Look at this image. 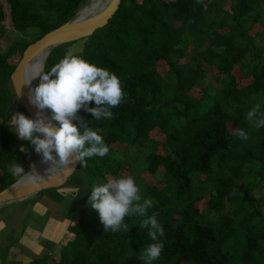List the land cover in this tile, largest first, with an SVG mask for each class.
Returning a JSON list of instances; mask_svg holds the SVG:
<instances>
[{"label":"trees","instance_id":"1","mask_svg":"<svg viewBox=\"0 0 264 264\" xmlns=\"http://www.w3.org/2000/svg\"><path fill=\"white\" fill-rule=\"evenodd\" d=\"M89 1L0 0V42L8 37L6 20L15 32L0 47V191L20 178L9 173L12 164L26 171L33 161L17 150L26 144L12 130L10 115H28L11 86L15 65L10 60ZM229 1L121 0L105 27L79 40L78 52L70 51L72 42L46 55L44 71L66 54L106 68L119 77L125 96L111 109V119L96 121L78 111L92 120L89 126L103 129L108 153L86 158L84 167L78 163L69 178L84 195L81 210L65 230L63 224L56 228L53 249L28 264H143L140 252L153 242L139 227L143 218L126 216L124 233L104 232L86 201L91 185L139 161L127 151L116 157L113 145L145 149L154 130L164 137L165 155L148 149L140 162L155 184L132 176L142 198L152 200L147 215L163 227L158 237L163 248L152 264H264V127L245 119L257 104L264 113V46L256 43L264 38V0ZM255 25L262 30L251 36ZM159 61L167 66L166 77L158 73ZM234 67L251 82L239 88ZM195 87L199 98L190 95ZM228 124L244 129L247 139L231 134ZM205 197L207 208L200 211L196 204ZM208 213L214 219L203 223Z\"/></svg>","mask_w":264,"mask_h":264},{"label":"clouds","instance_id":"2","mask_svg":"<svg viewBox=\"0 0 264 264\" xmlns=\"http://www.w3.org/2000/svg\"><path fill=\"white\" fill-rule=\"evenodd\" d=\"M33 69L24 84H30L36 77H39V83L29 88L28 102L39 110H50L51 120L58 127L46 122L39 112L35 118L17 112L10 115L17 138L28 141L42 162H50L49 168L70 170L75 162L84 167L86 158L104 157L108 147L102 138L103 129L89 124L92 120L113 117L111 109L125 96L119 77L106 68L70 54L47 71L43 70L42 63L34 65ZM89 102L95 106L89 107ZM79 110L90 113L92 120L86 121L78 115ZM245 119L256 128L264 127V113L260 112L259 104L247 111ZM235 131L240 138L247 139L244 129ZM21 151L26 149L21 148ZM8 171L13 177H24L33 183L41 178L34 169L25 173L16 162ZM139 193L140 187L132 176L117 175L106 182L91 185L86 205L97 211L104 232L124 233L129 229L128 222H124L126 216L129 219L142 217L139 227L147 229V236L153 242L146 244L139 256L143 264H152L163 248L158 240L163 236V227L155 216L147 215L152 200L142 198Z\"/></svg>","mask_w":264,"mask_h":264},{"label":"rangeland","instance_id":"3","mask_svg":"<svg viewBox=\"0 0 264 264\" xmlns=\"http://www.w3.org/2000/svg\"><path fill=\"white\" fill-rule=\"evenodd\" d=\"M226 5L229 4V0H224ZM86 5V4H85ZM4 10L7 16V6L3 3ZM6 28L8 30V37L0 42V47L5 48L8 43L14 38L15 32L13 31L10 23L6 20ZM261 27L255 25L250 32L251 36H254L258 32H261ZM220 32H226L221 30ZM257 45L264 46V38H257ZM81 42L75 41L70 47L71 52H78L80 50ZM20 56H15L10 62L14 65L18 63ZM187 62V59L181 61V63ZM44 65V62H43ZM51 66L48 67V69ZM158 73L162 77H166L167 66L164 61H159L157 64ZM213 75L216 74V70H213ZM233 73L237 79L238 87L242 88L251 82L250 79H244L241 76L237 67H234ZM190 95L195 98L200 97V91L198 88H193L190 91ZM228 129L231 134L236 133V128L232 124H228ZM150 142L147 144V148L139 147H125L124 145H113L116 151V157L123 151H127L131 154V157L137 156L138 163H133L129 168L125 169L121 173L123 176H140L149 185L155 184V178L149 173L144 172L141 166L142 155L147 153L148 149L155 150L156 153L165 155V151L161 146L164 137L158 130H154L149 134ZM21 144H26V151L23 153L26 156L32 157L33 161L31 167L35 163L39 154L35 153L32 146L26 140H20ZM23 145L19 146L17 150H21ZM127 148V149H126ZM29 166V167H30ZM126 168V167H125ZM161 170V169H160ZM114 177H108L111 179ZM254 194L259 196L261 191L259 189L254 190ZM83 197V198H82ZM36 195L26 199L22 202H18L7 207L0 209V264H28L30 260L41 257L53 249L57 243V236L54 233L57 227L61 226L63 221H71V214H78L83 205L84 195L80 192V186H77L76 181L71 177L65 184L49 193L47 191L42 192L39 200L36 201ZM208 197L196 204L200 211H205L207 208ZM264 213V207H262ZM214 219L213 214H206L202 222ZM66 226V224H65ZM56 239L54 240V237ZM58 248V247H57Z\"/></svg>","mask_w":264,"mask_h":264},{"label":"water","instance_id":"4","mask_svg":"<svg viewBox=\"0 0 264 264\" xmlns=\"http://www.w3.org/2000/svg\"><path fill=\"white\" fill-rule=\"evenodd\" d=\"M120 4L121 0H108L106 5L98 12L85 18H77L79 10L83 8L84 5L69 21L45 34L25 49L10 75V82L20 107L26 112L28 117L35 118L37 112H39L46 122H50L54 127H58V125L51 120L46 109L39 110L28 102L29 89L24 83L25 71L29 63L40 53L46 51L48 55L50 50L57 46L89 37L96 30L105 27L119 9ZM78 163L79 162H75L73 165L74 167L70 170L60 168L57 172L47 177L40 178L34 183L29 181L21 182L23 177H20L12 185L0 191V209L22 202L46 190L62 186L72 175Z\"/></svg>","mask_w":264,"mask_h":264},{"label":"bare ground","instance_id":"5","mask_svg":"<svg viewBox=\"0 0 264 264\" xmlns=\"http://www.w3.org/2000/svg\"><path fill=\"white\" fill-rule=\"evenodd\" d=\"M108 0H90L77 14V18H85L89 15H92L96 12H98L101 8H103ZM47 55V52L40 53L37 55L27 66L25 71V82L26 80L32 75L33 72V66L37 64L43 65L44 59ZM46 60V59H45ZM39 83V77H36L31 80L30 84L27 85L28 89L30 87H35ZM50 162H42L41 156L36 159L33 166L29 167L26 173L31 172L33 169L35 172L39 175H41V178L47 177L50 174H53L57 172L61 167H53L49 168ZM21 182H28L26 178H22Z\"/></svg>","mask_w":264,"mask_h":264},{"label":"crops","instance_id":"6","mask_svg":"<svg viewBox=\"0 0 264 264\" xmlns=\"http://www.w3.org/2000/svg\"><path fill=\"white\" fill-rule=\"evenodd\" d=\"M73 216H74V215L71 214V219L73 218ZM71 221H72V220H71ZM62 224L64 225V227H65L64 230H65L66 227H67V225L69 224V222L64 220ZM65 224H66V226H65ZM63 232H64V231H63ZM63 232H62V234H63ZM62 234H61V235H62ZM20 264H21V263H20Z\"/></svg>","mask_w":264,"mask_h":264}]
</instances>
